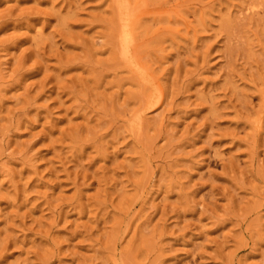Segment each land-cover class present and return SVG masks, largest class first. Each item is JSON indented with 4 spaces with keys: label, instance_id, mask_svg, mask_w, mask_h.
<instances>
[{
    "label": "rangeland",
    "instance_id": "374dc122",
    "mask_svg": "<svg viewBox=\"0 0 264 264\" xmlns=\"http://www.w3.org/2000/svg\"><path fill=\"white\" fill-rule=\"evenodd\" d=\"M0 264H264V0H0Z\"/></svg>",
    "mask_w": 264,
    "mask_h": 264
},
{
    "label": "bare ground",
    "instance_id": "6f19581e",
    "mask_svg": "<svg viewBox=\"0 0 264 264\" xmlns=\"http://www.w3.org/2000/svg\"><path fill=\"white\" fill-rule=\"evenodd\" d=\"M121 56V55H120ZM125 64V63H124ZM159 100V99H158Z\"/></svg>",
    "mask_w": 264,
    "mask_h": 264
}]
</instances>
